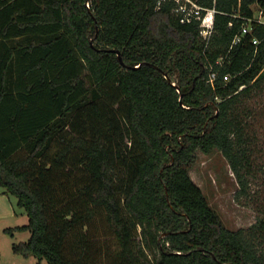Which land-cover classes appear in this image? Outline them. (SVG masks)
I'll return each instance as SVG.
<instances>
[{
  "label": "trees",
  "instance_id": "16d2710c",
  "mask_svg": "<svg viewBox=\"0 0 264 264\" xmlns=\"http://www.w3.org/2000/svg\"><path fill=\"white\" fill-rule=\"evenodd\" d=\"M196 1L216 9L208 43L172 1L0 0V188L30 232L16 254L264 264V0ZM215 149L256 204L247 229L227 228L190 175Z\"/></svg>",
  "mask_w": 264,
  "mask_h": 264
},
{
  "label": "rangeland",
  "instance_id": "374dc122",
  "mask_svg": "<svg viewBox=\"0 0 264 264\" xmlns=\"http://www.w3.org/2000/svg\"><path fill=\"white\" fill-rule=\"evenodd\" d=\"M252 7L260 14L258 5L254 4ZM262 120L264 122V118ZM197 156L196 163L190 169V175L204 192L210 206L219 214L223 224L234 231L247 229L255 224L259 215L256 204L251 201L247 203L246 198L237 199L236 194L240 187L222 151L215 149L206 154L198 150ZM108 241L114 250V239L110 238ZM40 264L48 263L43 259Z\"/></svg>",
  "mask_w": 264,
  "mask_h": 264
},
{
  "label": "crops",
  "instance_id": "0c3cea01",
  "mask_svg": "<svg viewBox=\"0 0 264 264\" xmlns=\"http://www.w3.org/2000/svg\"><path fill=\"white\" fill-rule=\"evenodd\" d=\"M28 223V216L14 195L0 188V264H38L33 256L24 257L13 251V244L27 241L29 231L16 229Z\"/></svg>",
  "mask_w": 264,
  "mask_h": 264
},
{
  "label": "built area",
  "instance_id": "2783aa9c",
  "mask_svg": "<svg viewBox=\"0 0 264 264\" xmlns=\"http://www.w3.org/2000/svg\"><path fill=\"white\" fill-rule=\"evenodd\" d=\"M172 1L174 3L173 13L179 18L183 24L198 23V28L201 36L207 43L209 42L215 25V7L207 8L200 5L196 0H158L157 7L160 8L163 3ZM216 0H214L215 2ZM258 23H264V13L260 12L258 17L255 19ZM250 22V19L248 20ZM250 31L249 25H244L242 34H246ZM241 36H237L234 42H239ZM255 44H258L257 39L254 40ZM216 78V72L210 73L209 81L212 83ZM228 79V77H226Z\"/></svg>",
  "mask_w": 264,
  "mask_h": 264
},
{
  "label": "water",
  "instance_id": "95a60500",
  "mask_svg": "<svg viewBox=\"0 0 264 264\" xmlns=\"http://www.w3.org/2000/svg\"><path fill=\"white\" fill-rule=\"evenodd\" d=\"M86 4H87V6L89 7V0H87ZM117 54H118V59H119V61H120L121 63H123V58H122V55H121L120 51H117ZM164 75H165V77L168 78V80L170 81V83H171L173 86H176V83L173 82V81L170 79V77H169L166 73H164ZM178 90L180 91V88H179V87H178ZM180 101H181V103H182V100H181V99H180Z\"/></svg>",
  "mask_w": 264,
  "mask_h": 264
}]
</instances>
